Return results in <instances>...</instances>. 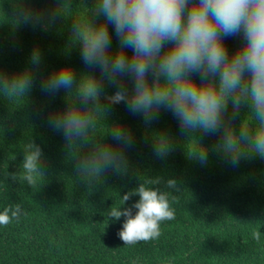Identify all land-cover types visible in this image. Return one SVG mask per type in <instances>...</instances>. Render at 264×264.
I'll list each match as a JSON object with an SVG mask.
<instances>
[{
	"label": "clouds",
	"instance_id": "obj_1",
	"mask_svg": "<svg viewBox=\"0 0 264 264\" xmlns=\"http://www.w3.org/2000/svg\"><path fill=\"white\" fill-rule=\"evenodd\" d=\"M68 12L67 5L41 10L24 0L14 15L17 23L43 31ZM70 35L88 71L78 75L64 64L41 73L43 52L36 45L24 68L0 67V95L20 101L37 83L50 98L64 90L68 102L48 112L47 124L69 146L86 149L76 153L75 162L84 178L128 161L133 130L119 120L102 122L121 103L145 126L170 112L180 134L190 138L188 155L202 167L211 152L234 167L246 156H264V0H95L91 9L75 14ZM235 35L243 43L230 51L225 38ZM243 105L250 111L237 125ZM97 131L103 138L92 141ZM207 136L216 137L212 145ZM151 146L158 158L173 147L166 132L157 133ZM42 160L40 146L28 144L22 162L28 182ZM167 184L173 187L176 180ZM131 195L139 199L109 210L112 217H124L118 235L127 243L158 237L160 222L174 216L169 194L141 183L122 201ZM25 214L20 204L7 205L0 208V224Z\"/></svg>",
	"mask_w": 264,
	"mask_h": 264
},
{
	"label": "trees",
	"instance_id": "obj_2",
	"mask_svg": "<svg viewBox=\"0 0 264 264\" xmlns=\"http://www.w3.org/2000/svg\"><path fill=\"white\" fill-rule=\"evenodd\" d=\"M22 3L0 0V67L24 68L38 45L43 52L41 73L64 64L78 75L88 71L70 28L75 14L91 9L95 0H31L36 9H69L43 31L16 22L14 12ZM225 43L233 51L243 41L235 35ZM112 44L117 46L114 34ZM67 102L64 90L50 98L38 83L20 101L0 95V208L20 204L22 212L26 210L0 224V264H264V156H246L234 167L211 152L202 167L188 155L190 138L180 134L170 112L162 111L145 126L121 103L105 113L102 122L107 126L119 120L133 130L136 139L128 161L119 169L84 178L75 162L76 153L86 149L69 146L47 124L48 112ZM249 111L243 105L235 123L246 120ZM160 132H166L173 145L163 158L154 155L151 146ZM102 138L97 131L91 139ZM204 140L212 145L216 137ZM30 143L39 145L43 155L32 183L22 168ZM168 179H175V186L169 187ZM141 183L167 192L174 216L160 222L158 237L127 243L118 235L124 217H112L109 210L139 199L131 195L122 201Z\"/></svg>",
	"mask_w": 264,
	"mask_h": 264
}]
</instances>
